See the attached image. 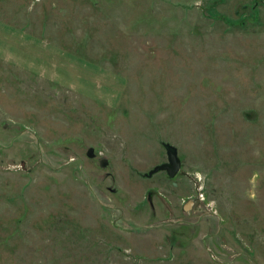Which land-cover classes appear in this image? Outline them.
<instances>
[{"label": "rangeland", "instance_id": "obj_1", "mask_svg": "<svg viewBox=\"0 0 264 264\" xmlns=\"http://www.w3.org/2000/svg\"><path fill=\"white\" fill-rule=\"evenodd\" d=\"M0 264H264V0H0Z\"/></svg>", "mask_w": 264, "mask_h": 264}, {"label": "water", "instance_id": "obj_2", "mask_svg": "<svg viewBox=\"0 0 264 264\" xmlns=\"http://www.w3.org/2000/svg\"><path fill=\"white\" fill-rule=\"evenodd\" d=\"M165 148L168 156V161L155 166L152 170H150V174L158 170H166L169 176H174L180 169V159L177 156L176 148L169 144H166Z\"/></svg>", "mask_w": 264, "mask_h": 264}]
</instances>
